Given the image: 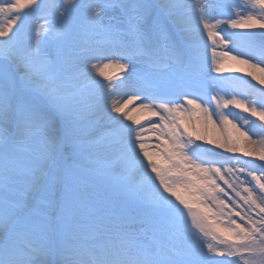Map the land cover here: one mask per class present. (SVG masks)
<instances>
[{"label":"snow or ice","instance_id":"obj_1","mask_svg":"<svg viewBox=\"0 0 264 264\" xmlns=\"http://www.w3.org/2000/svg\"><path fill=\"white\" fill-rule=\"evenodd\" d=\"M0 16V264H264V0Z\"/></svg>","mask_w":264,"mask_h":264},{"label":"rangeland","instance_id":"obj_2","mask_svg":"<svg viewBox=\"0 0 264 264\" xmlns=\"http://www.w3.org/2000/svg\"><path fill=\"white\" fill-rule=\"evenodd\" d=\"M3 2L4 0H0V3H3ZM6 22H7L6 18L4 16H0V26H4ZM41 23L42 21L38 17L28 15L25 18L24 27L27 31L31 32L32 30L38 28ZM195 26H196V19H195V15L193 14L189 20V23L186 25V27L188 29H191V28H194ZM205 38H206V34H205ZM97 78L101 79L100 77H97Z\"/></svg>","mask_w":264,"mask_h":264},{"label":"bare ground","instance_id":"obj_3","mask_svg":"<svg viewBox=\"0 0 264 264\" xmlns=\"http://www.w3.org/2000/svg\"><path fill=\"white\" fill-rule=\"evenodd\" d=\"M259 75V74H258Z\"/></svg>","mask_w":264,"mask_h":264}]
</instances>
